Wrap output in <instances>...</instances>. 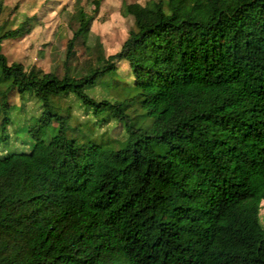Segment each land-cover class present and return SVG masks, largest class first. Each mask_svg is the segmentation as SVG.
Instances as JSON below:
<instances>
[{
    "label": "trees",
    "instance_id": "obj_1",
    "mask_svg": "<svg viewBox=\"0 0 264 264\" xmlns=\"http://www.w3.org/2000/svg\"><path fill=\"white\" fill-rule=\"evenodd\" d=\"M126 10L120 49L79 71L95 19L82 16L63 78L9 64L4 42L34 26L2 32L0 19V264H264V0ZM97 87L114 101L93 99ZM108 110L94 124L114 151L79 135L83 115Z\"/></svg>",
    "mask_w": 264,
    "mask_h": 264
},
{
    "label": "rangeland",
    "instance_id": "obj_2",
    "mask_svg": "<svg viewBox=\"0 0 264 264\" xmlns=\"http://www.w3.org/2000/svg\"><path fill=\"white\" fill-rule=\"evenodd\" d=\"M0 19L4 21V29H15L26 18L32 20L34 28L16 41H5L2 53L9 64L14 62L24 63L31 70H39L44 73H53L59 78L65 75L64 62L67 56L68 40L79 30L83 15L94 16L92 24V43L90 48L76 42L74 65L81 71L90 61L95 62L98 58L108 57L116 53L125 40L129 29L134 21L127 13L126 6L139 2L150 9H154L155 0H0ZM97 2L100 3L97 12ZM28 32V31H27ZM126 65L120 66L116 77L123 79ZM89 95L96 101H114L107 89L97 87L88 90ZM54 106L64 112H72L76 117L79 113L76 106L68 98H54ZM12 104L16 107L17 101ZM111 113L106 111L97 119L93 115H83L80 122L83 124L80 137H87L102 143L105 150H116L115 141L117 136L106 128L99 127L94 122L107 120ZM21 130L20 124H13L11 128ZM10 134L12 131L10 130ZM19 140L14 144L19 151H30L34 145L33 134L18 132ZM110 135V136H109ZM105 136V138L103 137ZM23 141L24 143L23 145ZM7 146L0 155L8 153ZM264 205V203H263ZM262 224L264 225V206L261 210Z\"/></svg>",
    "mask_w": 264,
    "mask_h": 264
},
{
    "label": "clouds",
    "instance_id": "obj_3",
    "mask_svg": "<svg viewBox=\"0 0 264 264\" xmlns=\"http://www.w3.org/2000/svg\"><path fill=\"white\" fill-rule=\"evenodd\" d=\"M264 203V202H263ZM263 203H262V205H263ZM264 206V205H263ZM263 206H262V208H263Z\"/></svg>",
    "mask_w": 264,
    "mask_h": 264
}]
</instances>
